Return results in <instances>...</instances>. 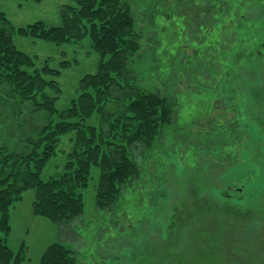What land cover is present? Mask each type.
<instances>
[{
    "label": "rangeland",
    "instance_id": "rangeland-1",
    "mask_svg": "<svg viewBox=\"0 0 264 264\" xmlns=\"http://www.w3.org/2000/svg\"><path fill=\"white\" fill-rule=\"evenodd\" d=\"M130 3L140 35L134 58H143L145 70L134 86L171 92V131L189 135L180 140L168 134L155 149L136 151L142 174L111 210L95 205L99 168L91 167L81 190L80 236L68 244L77 251V264H264V0ZM74 4L0 0V11L15 27L37 20L58 25L64 6ZM13 40L36 67L60 70L54 77L60 91L51 92L58 110L71 105L81 77L98 69L100 55L88 35L58 45L18 34ZM121 106L108 102L109 110ZM85 123L97 125L99 117ZM215 125L224 129L221 140L228 144L209 140ZM73 140V132L59 138L42 179L64 171ZM245 168L250 184L241 189L236 176ZM33 199L29 189L10 210L7 244L23 249V264H40L57 239V226L33 214Z\"/></svg>",
    "mask_w": 264,
    "mask_h": 264
},
{
    "label": "trees",
    "instance_id": "trees-1",
    "mask_svg": "<svg viewBox=\"0 0 264 264\" xmlns=\"http://www.w3.org/2000/svg\"><path fill=\"white\" fill-rule=\"evenodd\" d=\"M73 1L60 12L58 25L37 20L15 27L0 11V264H23L25 259L23 249L14 251L7 244L10 210L24 192L34 190L33 214L57 226V239L44 249L40 264H77V251L68 244L80 236L76 228L85 208L81 190L88 184L91 167L99 168L95 205L111 210L123 189L142 174L136 151L155 149L168 134L180 140L189 135L171 131L175 118L171 92L134 86L145 70L143 58H134L140 35L134 29L130 0ZM14 34L57 45L90 37L100 55L98 69L81 77L69 107L58 110L57 97L51 93L60 91L54 78L60 70L36 67L34 58L15 45ZM113 99L120 109H108ZM93 115L99 123H85ZM210 129L209 140H217L218 146L228 144L221 140V126ZM69 132L74 133V144L64 171L42 179L40 173L55 155L59 138ZM247 169L236 176L241 189L250 184Z\"/></svg>",
    "mask_w": 264,
    "mask_h": 264
}]
</instances>
